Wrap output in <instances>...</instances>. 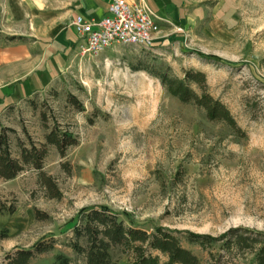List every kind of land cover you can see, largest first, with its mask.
Listing matches in <instances>:
<instances>
[{"label":"rangeland","instance_id":"1","mask_svg":"<svg viewBox=\"0 0 264 264\" xmlns=\"http://www.w3.org/2000/svg\"><path fill=\"white\" fill-rule=\"evenodd\" d=\"M184 1L188 19L152 49L73 52L48 88L0 113L11 157L46 150L40 169L28 164L12 180L0 177V264L16 248L49 241L54 250L32 264H52L61 254L85 264L72 228L90 207H107L149 234L181 232L198 264H254L253 255L223 246L230 230L264 232V0ZM18 33L16 24H0V47L32 45ZM28 71L27 62L0 65V86ZM191 71L206 76L207 91L226 105L236 129L181 102L158 77L184 79ZM65 133L75 143L68 146ZM48 135L65 141L64 153ZM186 232L220 242L203 248ZM137 245L114 247L112 258L133 264Z\"/></svg>","mask_w":264,"mask_h":264},{"label":"trees","instance_id":"2","mask_svg":"<svg viewBox=\"0 0 264 264\" xmlns=\"http://www.w3.org/2000/svg\"><path fill=\"white\" fill-rule=\"evenodd\" d=\"M203 58H210L208 55L199 54ZM184 79L173 78L166 73L158 75L163 85L174 97L185 104L194 103L206 112V116L211 121L225 122L233 129L237 128V123L231 116L229 109L216 100L206 89V76L202 72H187ZM196 85L198 91L193 86ZM67 145H72L75 140L70 134L63 135ZM56 140L53 135L47 136L49 143L56 145L60 152L64 153L67 146H63L65 141ZM71 142V143H70ZM46 150L39 152L37 148L23 149L21 159L11 157L9 144L0 139V177L12 180L17 177L26 165H33L37 169L42 166ZM75 239L73 249L78 254L84 255L85 264H118L111 254V250L116 246H132L136 243V260L133 264H198L200 259L189 249L182 245L181 239L177 236L181 232L168 228H157L153 233L127 227L119 219L118 214L113 213L107 207L83 209L75 225ZM188 234L187 240L192 244H198L203 248L216 245L220 240L213 236ZM224 238L227 240L223 250L227 252L248 253L253 255L254 264H264V232L241 228L230 230ZM79 240L84 241V245L79 244ZM143 245L148 246V251H156L168 257L166 262H162L158 256L149 254L143 250ZM55 248L53 241L36 243L31 249L16 248L15 251L6 254L4 262L1 264H32L38 256L53 251ZM52 264H72V260L64 254L57 255Z\"/></svg>","mask_w":264,"mask_h":264},{"label":"crops","instance_id":"3","mask_svg":"<svg viewBox=\"0 0 264 264\" xmlns=\"http://www.w3.org/2000/svg\"><path fill=\"white\" fill-rule=\"evenodd\" d=\"M126 2L155 15L160 28L156 42L170 37L188 19L184 0ZM110 5V0H0V24H16L18 36L32 44L0 47V65L19 61L29 67L22 79L0 86V113L48 88L68 66L73 52H79L75 18L99 22L111 16Z\"/></svg>","mask_w":264,"mask_h":264},{"label":"built area","instance_id":"4","mask_svg":"<svg viewBox=\"0 0 264 264\" xmlns=\"http://www.w3.org/2000/svg\"><path fill=\"white\" fill-rule=\"evenodd\" d=\"M110 3L111 16L99 22L82 16L75 18L78 53L82 57L99 56L115 44L152 49L159 33L155 15L146 7L134 6L126 0H110Z\"/></svg>","mask_w":264,"mask_h":264}]
</instances>
